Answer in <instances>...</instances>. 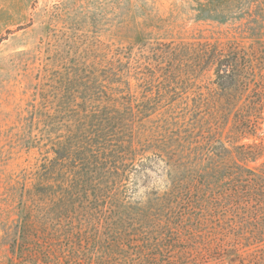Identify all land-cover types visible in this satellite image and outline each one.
Segmentation results:
<instances>
[{"label": "rangeland", "instance_id": "374dc122", "mask_svg": "<svg viewBox=\"0 0 264 264\" xmlns=\"http://www.w3.org/2000/svg\"><path fill=\"white\" fill-rule=\"evenodd\" d=\"M116 133L139 170L108 152ZM239 163L264 168V0H0V264L264 251V192H211Z\"/></svg>", "mask_w": 264, "mask_h": 264}, {"label": "trees", "instance_id": "16d2710c", "mask_svg": "<svg viewBox=\"0 0 264 264\" xmlns=\"http://www.w3.org/2000/svg\"><path fill=\"white\" fill-rule=\"evenodd\" d=\"M240 58L239 51L232 52L229 56H221L217 60V80L221 88L224 90L230 89L235 85L234 74L231 72V65L234 61ZM239 117V116H238ZM245 117L238 118L237 123L235 122V128L240 127L245 122ZM115 133V132H114ZM116 137L119 135L116 133ZM109 135L106 134L105 139H108ZM116 138V144L113 147H108V152L110 151L112 157H118L125 164L124 167L127 169L139 170L140 165L136 162L137 151L132 145V141L126 140L123 138ZM111 141V140H110ZM245 145H241V147ZM245 151H241L240 154L246 157H252L255 160L259 154V148L244 147ZM224 150L227 152L232 149L225 147ZM57 156L61 153V150L57 148ZM225 159H229L227 156ZM58 160V157L56 158ZM127 161H131L128 163ZM245 161V160H243ZM145 164V163H143ZM234 167V169H232ZM127 169H123L126 173ZM233 171V172H232ZM215 178L213 184L211 181H203L201 185L204 186L206 183L211 185V192H216V189H219L217 192H234V195L237 198L242 197L243 200H247L248 204L251 203V193L257 192L256 194L262 196L260 192H264V168L259 167H250L247 164H236L234 166L222 164L219 170L213 175ZM40 182L38 185H42ZM74 186V185H73ZM176 187V186H175ZM42 192H56L55 185L51 184L50 186H44ZM42 189V187L40 188ZM199 191H202L199 187ZM172 192H175L173 189ZM232 249V251H234ZM236 251V250H235ZM256 253H251L248 256L244 257L243 255L232 253L230 254V248L225 249V255L230 254V262L228 264H264V251H255ZM221 254V253H220Z\"/></svg>", "mask_w": 264, "mask_h": 264}]
</instances>
